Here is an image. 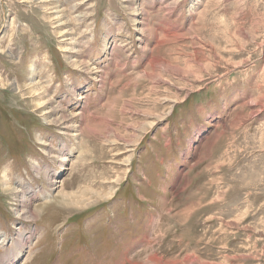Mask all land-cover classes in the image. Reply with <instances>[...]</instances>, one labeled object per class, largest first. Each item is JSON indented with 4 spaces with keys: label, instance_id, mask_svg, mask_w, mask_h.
Segmentation results:
<instances>
[{
    "label": "rangeland",
    "instance_id": "obj_1",
    "mask_svg": "<svg viewBox=\"0 0 264 264\" xmlns=\"http://www.w3.org/2000/svg\"><path fill=\"white\" fill-rule=\"evenodd\" d=\"M0 264H264V0H0Z\"/></svg>",
    "mask_w": 264,
    "mask_h": 264
},
{
    "label": "bare ground",
    "instance_id": "obj_2",
    "mask_svg": "<svg viewBox=\"0 0 264 264\" xmlns=\"http://www.w3.org/2000/svg\"><path fill=\"white\" fill-rule=\"evenodd\" d=\"M62 200H63V202L66 201V203H68V202H69V203L72 202V201H71V194H63ZM33 215H34V214H33ZM18 243H23V245H25L26 241H24V240H22V239H19ZM21 246H22V245L19 244V245L17 246V249H19Z\"/></svg>",
    "mask_w": 264,
    "mask_h": 264
}]
</instances>
